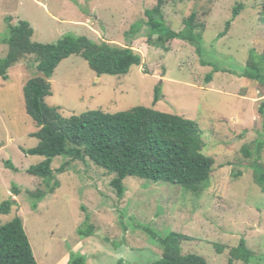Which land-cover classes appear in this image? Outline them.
Segmentation results:
<instances>
[{
	"label": "rangeland",
	"instance_id": "obj_1",
	"mask_svg": "<svg viewBox=\"0 0 264 264\" xmlns=\"http://www.w3.org/2000/svg\"><path fill=\"white\" fill-rule=\"evenodd\" d=\"M156 1L0 0V59L8 50L3 42L7 17L13 26L28 22L37 43L85 36L95 43L129 47L141 56L140 66L125 75L99 77L81 57H68L49 80L46 105L63 117L143 106L190 119L202 132V153L214 162L209 185L199 193L127 177L125 193L118 198L109 185L113 175L78 161L60 173L67 159L56 157L51 169L59 186L33 209L27 191L48 187L27 173L44 158L24 153L38 144L32 137L38 128L25 111L23 87L39 76L35 57L25 56L7 70L5 79L0 77V203L14 201L10 213L0 215V224L21 218L37 264H66L72 256L85 257L86 264H147L162 254L152 235L169 232L191 237L183 242L182 253L201 256L206 264H246L228 261L229 249L241 238L254 254L249 264H264V191L254 176L255 164L264 167V117L258 113L264 88L239 76L249 53L264 49L262 0H165V23L176 32L196 13L194 33L201 34V56L177 39L168 51L148 44L144 11ZM136 24L139 31L130 34ZM156 89L160 98L153 104ZM87 225L94 228L92 236L81 238L78 230ZM214 243L226 249L217 254Z\"/></svg>",
	"mask_w": 264,
	"mask_h": 264
},
{
	"label": "trees",
	"instance_id": "obj_2",
	"mask_svg": "<svg viewBox=\"0 0 264 264\" xmlns=\"http://www.w3.org/2000/svg\"><path fill=\"white\" fill-rule=\"evenodd\" d=\"M164 4L165 0H157L152 8L144 11L148 44L168 51L170 42L177 39L195 47L196 53L201 56V34L194 33L198 27L196 13L192 12L183 20L184 28L176 32L165 23L162 14ZM240 8L241 5L233 8V19L239 14ZM261 9L264 15V0ZM10 20V17L5 18L8 37L3 42L8 50L5 57L0 59V77L5 79L7 70L25 56L35 57L39 73L23 87L25 111L38 128L32 134L38 144L24 153L44 158L39 164L27 169V173L42 179L48 187L47 191H27L33 209L59 186L51 169L56 157L67 159L57 170L60 173L65 172L68 163L78 161L90 162L113 175L109 185L118 198L125 193L123 181L127 177L168 183L192 193H199L208 187L214 162L202 153V132L195 121L143 106L116 113L92 110L78 116L63 117L57 108L45 104L44 98L51 95L49 80L59 63L68 57H81L99 77L125 75L132 66H140L142 59L139 54L129 47L95 43L85 36L66 35L56 44L37 43L32 41L33 29L28 22L19 20L13 26ZM230 22H226L225 32ZM134 27L136 30L132 28L130 34L139 31V24ZM201 64L206 63L201 60ZM218 70L214 68L215 72ZM239 76L264 88V49L261 54L249 53L246 66ZM211 79L212 76L208 74L206 81L210 82ZM159 98L156 89L153 104ZM258 113L264 117V102L259 105ZM262 146L263 143H258L257 151ZM244 153L249 154L247 148H244ZM6 165L14 169L10 163L6 162ZM254 174L256 183L264 191V167L255 164ZM12 191L18 194L15 186ZM13 204L11 199L1 202L0 215L9 214ZM93 230V226L87 225L78 230V235L81 238L90 237ZM151 238L162 254L147 264H206L201 256L182 253L183 242L192 239L185 234L169 232L163 237L152 235ZM213 247L217 254L226 249L217 243ZM253 258L254 254L243 238L237 246L229 249L230 263L242 261L249 264ZM0 264H37L20 217L0 224ZM66 264H86V258L72 256Z\"/></svg>",
	"mask_w": 264,
	"mask_h": 264
}]
</instances>
